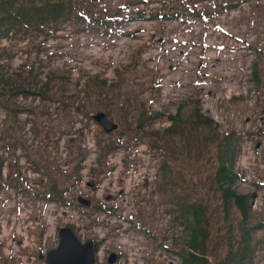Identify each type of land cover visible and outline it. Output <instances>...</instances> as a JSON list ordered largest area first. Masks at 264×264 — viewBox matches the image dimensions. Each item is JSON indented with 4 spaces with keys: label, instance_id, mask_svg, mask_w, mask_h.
<instances>
[{
    "label": "rangeland",
    "instance_id": "374dc122",
    "mask_svg": "<svg viewBox=\"0 0 264 264\" xmlns=\"http://www.w3.org/2000/svg\"><path fill=\"white\" fill-rule=\"evenodd\" d=\"M183 1L74 0L76 17L55 30L0 38L2 73L32 67L54 100L11 99L0 83V102L23 110L0 107V264H45L39 253L65 226L96 242V264L111 254L114 264H179L182 198L205 207L212 262L224 259L228 237L237 242L244 230L215 179L227 136L240 178L232 190L249 196L247 225L262 224L253 264H264V0H235L217 15L223 0H192L187 13ZM97 112L118 130L106 134L91 119ZM52 188L59 201H44Z\"/></svg>",
    "mask_w": 264,
    "mask_h": 264
},
{
    "label": "trees",
    "instance_id": "16d2710c",
    "mask_svg": "<svg viewBox=\"0 0 264 264\" xmlns=\"http://www.w3.org/2000/svg\"><path fill=\"white\" fill-rule=\"evenodd\" d=\"M235 0L227 1L223 0L222 3H214L213 12L214 14H220L224 10L234 7ZM27 5L17 6L16 0H0V38H6L9 34L14 35V37L25 38L30 36L31 31H37L39 34H44V32L55 30L57 27H51L50 24H57L64 20H71L75 17L73 16V10L76 7L74 0H28ZM182 4H187L184 13L192 10V5L194 2L192 0L183 1ZM224 4V6L222 5ZM192 13V12H191ZM190 13V14H191ZM204 13H197V15L204 16ZM179 14L174 11H168L164 15L166 18H173L175 20L180 19ZM116 20L110 22L112 25H117L120 23L121 15L119 11L114 15ZM201 16V18H203ZM80 19V20H79ZM78 21L82 19L77 17ZM102 26L105 27V32H110V24L108 21H101ZM51 28V29H50ZM80 31H83L82 29ZM4 51L0 52V62L2 60V55ZM2 54V55H1ZM11 60V57H8ZM3 64L0 63V83H2L6 88L10 98H28V96L38 95L41 98L49 99L54 101L52 97L43 95L44 89L48 86V83L38 85L37 73L33 68L22 67L14 75H6L2 73L1 69L4 68ZM27 74L29 78L23 79V75ZM17 78H16V77ZM252 77H257L256 72H252ZM255 80V79H254ZM104 85L105 82H102ZM0 107L10 111L13 110L12 107L7 106L5 102H0ZM182 107L179 108L178 113L172 118V123L176 124L177 119L180 117V111ZM23 111V110H20ZM19 111V113H20ZM197 117L202 119L204 123L211 126L213 124L212 120L201 116L197 111ZM143 119V114L141 115ZM140 119V121L142 120ZM142 123L140 122L138 127L140 128ZM171 130V129H170ZM233 136H227L224 138V145L226 153H223L220 157V163L216 170L215 179L218 183V187L221 192V198L223 206L227 207L229 204H233L236 209L240 212L242 223H243V234L237 242L234 241L232 236H229L228 241V251L224 259L214 260L212 262V247L211 240L212 236L210 234L209 221L205 215V207L195 201L190 202L187 199H179L176 201V219L180 220L178 222L181 228L182 235L179 238L180 247L175 252L176 256L179 258V264H253L254 259V249L259 243L255 242L253 237L254 229L262 227V224H257L256 226L247 225V217L250 213V199L247 195H238L232 190V186L237 181V174L234 172L233 163L235 160L236 144L233 141ZM166 166L163 164L160 166V173L165 178ZM61 194L57 192L55 188L50 189L48 196H42L43 200L46 201H59ZM184 197V196H183ZM175 238V239H178ZM236 247L234 248V244Z\"/></svg>",
    "mask_w": 264,
    "mask_h": 264
},
{
    "label": "water",
    "instance_id": "95a60500",
    "mask_svg": "<svg viewBox=\"0 0 264 264\" xmlns=\"http://www.w3.org/2000/svg\"><path fill=\"white\" fill-rule=\"evenodd\" d=\"M91 119L97 123L106 133L111 134L118 130V124L113 122L105 113L97 112L91 115ZM72 141V139H71ZM91 182L89 186H93ZM79 205L89 207L91 201L83 197H77ZM57 245L46 253H39L38 259L45 264H96L95 247L93 241L81 242L70 227H61L57 233ZM116 262L115 254L107 258V264Z\"/></svg>",
    "mask_w": 264,
    "mask_h": 264
},
{
    "label": "flooded vegetation",
    "instance_id": "af4514ba",
    "mask_svg": "<svg viewBox=\"0 0 264 264\" xmlns=\"http://www.w3.org/2000/svg\"><path fill=\"white\" fill-rule=\"evenodd\" d=\"M235 174H236V173H235ZM237 178H238V176H237ZM238 179H240V178H238ZM238 179H237V180H238ZM93 243H94L95 253H96L97 244H96L95 241H94ZM115 258H116V261H119V259H120V257H119L118 254H115ZM95 259H96V256H95ZM40 261L44 262L43 260H40ZM44 263H45V262H44Z\"/></svg>",
    "mask_w": 264,
    "mask_h": 264
}]
</instances>
